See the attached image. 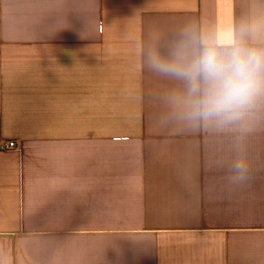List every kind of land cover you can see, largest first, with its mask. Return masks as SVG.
<instances>
[{"label": "crops", "instance_id": "obj_1", "mask_svg": "<svg viewBox=\"0 0 264 264\" xmlns=\"http://www.w3.org/2000/svg\"><path fill=\"white\" fill-rule=\"evenodd\" d=\"M242 20L264 44V0H0V264H264V111L190 137L147 119L184 85L150 56Z\"/></svg>", "mask_w": 264, "mask_h": 264}, {"label": "clouds", "instance_id": "obj_2", "mask_svg": "<svg viewBox=\"0 0 264 264\" xmlns=\"http://www.w3.org/2000/svg\"><path fill=\"white\" fill-rule=\"evenodd\" d=\"M260 27L249 20L234 23L231 42L187 29L168 58L150 56L152 70L183 82V95L174 99L184 119L220 130L251 131V121L264 111V44L249 42ZM230 173V183L247 182V160L236 158Z\"/></svg>", "mask_w": 264, "mask_h": 264}, {"label": "rangeland", "instance_id": "obj_3", "mask_svg": "<svg viewBox=\"0 0 264 264\" xmlns=\"http://www.w3.org/2000/svg\"><path fill=\"white\" fill-rule=\"evenodd\" d=\"M184 90L185 88L183 85L182 90L169 91L172 95L170 94L161 98H151L152 106L148 112L147 119L177 122L180 126V128L177 129H167L166 135L190 137L197 133L206 132L205 128H201L205 126V123L193 125L183 118V109L176 103L174 98L183 95Z\"/></svg>", "mask_w": 264, "mask_h": 264}, {"label": "built area", "instance_id": "obj_4", "mask_svg": "<svg viewBox=\"0 0 264 264\" xmlns=\"http://www.w3.org/2000/svg\"><path fill=\"white\" fill-rule=\"evenodd\" d=\"M17 148H18V145L13 140H3L0 143V150L2 151L16 150Z\"/></svg>", "mask_w": 264, "mask_h": 264}]
</instances>
